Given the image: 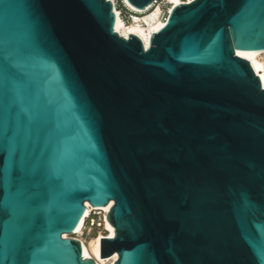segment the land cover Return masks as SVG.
Instances as JSON below:
<instances>
[{"label": "water", "instance_id": "95a60500", "mask_svg": "<svg viewBox=\"0 0 264 264\" xmlns=\"http://www.w3.org/2000/svg\"><path fill=\"white\" fill-rule=\"evenodd\" d=\"M145 9L152 0H127ZM111 0H0V264H264V0L171 7L144 47Z\"/></svg>", "mask_w": 264, "mask_h": 264}, {"label": "bare ground", "instance_id": "6f19581e", "mask_svg": "<svg viewBox=\"0 0 264 264\" xmlns=\"http://www.w3.org/2000/svg\"><path fill=\"white\" fill-rule=\"evenodd\" d=\"M122 1L129 8L136 11H141V9H138L132 6L130 3H128L127 0H122ZM181 1L182 0H168V2L170 3L169 8L171 9V7L182 3ZM113 12L115 15V20L113 25L114 30L125 38L127 37L126 34H134L142 41L144 47L148 46L151 34L154 31L161 28L165 22V20H160L158 18V14L160 12L159 7H155L150 13L139 19H134L135 20L134 22H127L126 20H124L123 17H121L117 12L114 4H113ZM139 21H141L142 23H140ZM235 54L237 56H240L241 58L248 60L253 71L258 76L261 86L264 88V50L250 51V50L236 49ZM111 204L112 202H109L107 205L98 208L108 210ZM89 207L90 205L87 202H85V209L83 215L79 219L73 233H77L81 230L84 218L88 214ZM103 228L105 230L104 237L113 236L114 228L108 222L107 218H105L103 221ZM68 235L70 234H65V233L63 234L64 237H68ZM102 235L103 234L99 232L96 236L91 237L86 242H84L83 239L81 238H76V239L80 242L81 253L84 257L94 260L96 264H112V262L117 257L116 253H113L107 257H100V238H102Z\"/></svg>", "mask_w": 264, "mask_h": 264}, {"label": "built area", "instance_id": "2783aa9c", "mask_svg": "<svg viewBox=\"0 0 264 264\" xmlns=\"http://www.w3.org/2000/svg\"><path fill=\"white\" fill-rule=\"evenodd\" d=\"M189 1L191 0H182L181 2L186 3ZM111 2L115 5V8L119 15L125 17L127 22H134V19H139L147 15L155 7H159L160 9V12L158 14V18L160 20H165L170 11V3L168 2V0H152L151 4L141 11H136L129 8L126 4H124L122 0H111ZM139 22L142 23L141 21ZM108 210L90 206L88 214L84 218L81 230L77 233L72 232L70 235H74V237L81 238L84 241H87L91 237L96 236L99 232H101L103 234L102 237H104L105 230L103 228V221L106 218Z\"/></svg>", "mask_w": 264, "mask_h": 264}, {"label": "rangeland", "instance_id": "374dc122", "mask_svg": "<svg viewBox=\"0 0 264 264\" xmlns=\"http://www.w3.org/2000/svg\"><path fill=\"white\" fill-rule=\"evenodd\" d=\"M120 16H121V15H120ZM121 17H122V16H121ZM123 19L126 20L125 17H123ZM68 236L74 237V235H68ZM74 238H76V237H74ZM83 241H84V240H83ZM84 242H86V241H84Z\"/></svg>", "mask_w": 264, "mask_h": 264}]
</instances>
